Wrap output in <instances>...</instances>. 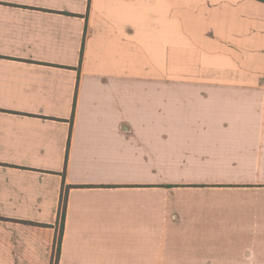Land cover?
<instances>
[{
  "label": "crops",
  "instance_id": "1",
  "mask_svg": "<svg viewBox=\"0 0 264 264\" xmlns=\"http://www.w3.org/2000/svg\"><path fill=\"white\" fill-rule=\"evenodd\" d=\"M206 170L248 178L162 177ZM61 229L57 264H264V1L0 0V264Z\"/></svg>",
  "mask_w": 264,
  "mask_h": 264
},
{
  "label": "rangeland",
  "instance_id": "2",
  "mask_svg": "<svg viewBox=\"0 0 264 264\" xmlns=\"http://www.w3.org/2000/svg\"><path fill=\"white\" fill-rule=\"evenodd\" d=\"M175 178V179H203L206 182L210 181L211 179H221V180H231L234 182L236 180L247 179L248 178V171L243 170H220V171H213V170H206V171H192V172H177V171H165L162 172V177L164 178ZM215 205L219 208H222L225 211L230 212H246L247 213V204L241 203H234V202H222L217 201L216 203H208L203 204V206ZM245 214V213H244ZM224 238V243L226 246H234L238 251H235V255L242 254V258L248 256V241L247 236L245 235H226V236H219ZM245 252H244V251ZM247 254V255H246Z\"/></svg>",
  "mask_w": 264,
  "mask_h": 264
},
{
  "label": "trees",
  "instance_id": "3",
  "mask_svg": "<svg viewBox=\"0 0 264 264\" xmlns=\"http://www.w3.org/2000/svg\"><path fill=\"white\" fill-rule=\"evenodd\" d=\"M264 1V0H261ZM66 206V197H64L62 199L61 202V209L64 211V208ZM63 213V212H62ZM63 215V214H62ZM61 235H62V229L60 230L59 234H58V238H57V242H56V257L55 260L52 262V264H57V260H58V252H59V245H60V239H61Z\"/></svg>",
  "mask_w": 264,
  "mask_h": 264
}]
</instances>
